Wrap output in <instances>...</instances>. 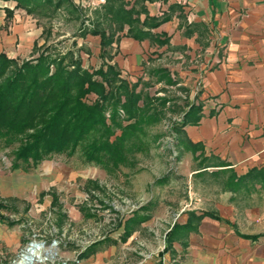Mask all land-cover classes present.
Returning <instances> with one entry per match:
<instances>
[{"label":"crops","instance_id":"obj_1","mask_svg":"<svg viewBox=\"0 0 264 264\" xmlns=\"http://www.w3.org/2000/svg\"><path fill=\"white\" fill-rule=\"evenodd\" d=\"M73 1L86 9H94L105 2ZM124 1L130 5L134 2ZM12 2L0 0V53L16 58V54L10 55L9 52L18 39H23L24 35L23 40L28 38L26 31L31 29V23L17 17L16 9L12 12L16 5ZM144 6L149 17L170 15L169 20L151 29V33L165 35L167 44L159 46L147 39L138 41L124 36L125 26L119 34V41L112 44L115 55L111 64L116 63L124 75H137L135 81L147 77L148 67H165L178 80L176 86L184 88L188 85L192 90L202 84V90L194 98L200 101L193 102L202 103L201 118L197 124L183 128L186 141L196 147L178 145L182 149L185 174L199 179L202 184L212 182L211 178H204V157H214L217 162L228 164L227 168L238 176L252 168L264 170V0H146ZM170 7L175 8L171 10ZM6 10L12 12L10 18H6ZM146 14H140L139 20L143 21ZM87 37L96 44L97 58L100 59L99 37ZM167 59L177 60V64L188 62L190 70L183 72L176 68L170 70L166 64L154 65ZM209 101L213 106H204ZM216 185L220 193L229 195L228 200L214 204L212 209H190L180 220L171 219L163 232L153 224L152 211V217L136 227L124 243L106 246L75 263L106 264L119 245H127L144 236L157 244L174 224H186L187 212H194L197 216L208 212L217 218L202 216L193 221L189 229L175 231L167 252L162 254L159 245H152L155 248L152 253L158 254L151 256L146 263L141 260L137 264H264V224L261 230L253 225V220L261 221L264 214L252 211L253 205L243 207L247 209L244 219L249 225L243 231L235 213L236 202L251 198L253 194L248 198H234ZM4 191L6 194L0 196V201L15 210L14 205L19 202L16 184L11 183L7 189L4 187ZM27 207L28 204L24 210ZM2 212L11 213L0 210L4 217L7 216ZM130 215L119 220L123 223ZM8 220L10 217L0 223L6 222L7 225ZM120 229L117 237L108 235L118 240L123 227Z\"/></svg>","mask_w":264,"mask_h":264},{"label":"trees","instance_id":"obj_2","mask_svg":"<svg viewBox=\"0 0 264 264\" xmlns=\"http://www.w3.org/2000/svg\"><path fill=\"white\" fill-rule=\"evenodd\" d=\"M2 1H13L16 3L14 9L43 19L65 10L70 17L81 21L80 38L99 37L101 60L100 66L90 71L82 67L80 56H75L70 49L63 54L53 53L50 45L45 44L40 47L34 44L33 53L38 52V55L28 60L9 58L0 53V144L12 149L9 170L28 173L44 161L61 155L71 158L79 150L84 164L96 165L108 174L115 173L127 164L131 153L143 149L144 127L160 122L163 112L158 107L163 108L171 100L153 98L145 90L156 83L173 87L179 82L165 67L148 69L147 80L139 77L130 82L121 77L117 64H111L115 55L112 44L119 41V34L126 26L124 36L138 41L147 39L163 46L167 44V37L151 33V29L169 20L170 15L149 17L144 6L146 0H134L132 5L124 0H105L104 4L91 10L92 21L84 22L82 8L73 0ZM174 8L170 7L171 10ZM11 14L6 10V17ZM140 14H146L143 21L139 20ZM50 35V28L44 27L41 37L45 38V43ZM178 90L185 91L182 87ZM90 95L95 99H88ZM175 106L174 103L172 112H176ZM185 109L180 111V124L174 125L173 129L177 145L192 148L196 146L186 141L183 128L197 124L202 103H186ZM228 166L214 157H204V178H211L234 198H248L264 191V170L252 168L238 176ZM210 167L224 168L209 172L206 169ZM53 194L51 189L41 192L39 197L49 195L55 205L57 197ZM7 204L0 201V210L13 211ZM154 206L148 201L132 211L123 223L118 220L114 230L123 227L118 240L106 235L80 251L76 261L88 258L106 246L124 243L136 227L152 217ZM187 214L185 225L174 224L165 235L162 254L169 250L175 231L189 229L191 223L202 216L216 217L208 212L199 216L194 212ZM4 220L7 217L0 214V221ZM7 225L13 227L17 222L8 220Z\"/></svg>","mask_w":264,"mask_h":264},{"label":"rangeland","instance_id":"obj_3","mask_svg":"<svg viewBox=\"0 0 264 264\" xmlns=\"http://www.w3.org/2000/svg\"><path fill=\"white\" fill-rule=\"evenodd\" d=\"M81 8L84 15L82 20L92 21L93 9ZM15 13L21 20L25 18L29 21L31 29L26 31L27 39L23 40L25 35L23 39H18L10 55L16 54L19 60L32 59L38 55V52L33 53V43L37 47L45 44L50 45L53 53L63 54L70 49L75 56H80L84 69L91 71L100 66L96 44L88 41L87 36H78L81 21L70 17L65 10L61 9L47 19L27 15L21 9H16ZM44 27L50 28L51 32L46 43L45 38L41 37ZM176 62L167 59L154 65L166 64L170 70L176 68L183 72L190 70V63ZM125 76L130 82H135L137 75L121 73V77ZM147 79L144 77V80ZM178 88L156 83L145 90L153 98L171 100L163 108L158 107L163 112V119L144 127L141 137L143 149L131 153L127 164L120 166L113 174L106 173L96 165L84 164L79 157V150L71 158L61 155L44 161L29 173L21 170L11 172L12 149L0 144V196L6 194L4 187L7 189L13 183L16 184V196L19 199L14 205L15 210L9 214L2 212L16 221L17 225L8 227L6 222L0 223V264L17 263L33 244L42 247L45 258L43 262L33 264H84L85 261L75 263L80 251L108 234L117 237L121 229H114L119 218H126L148 201L155 204L153 224L158 225L160 232H163L171 219L180 220L190 209H212L214 204L228 200L229 195L220 193L214 180L202 184L199 179L185 174L182 149L178 148L173 126L180 124L176 119L181 120L180 111L186 110V103L200 101L194 98L202 90V84H197L192 90L188 85L184 86L183 89H187L185 92ZM88 99L93 100L95 96L90 95ZM174 103L176 112L171 111ZM205 105L212 107L213 102L209 101ZM172 153L176 154L173 158ZM161 179L165 180L159 183ZM51 189L57 197L55 205H52L51 196L39 197L40 192ZM26 204L28 207L24 210ZM236 204L235 213L240 220L241 230L245 231L249 225L244 219L247 209L243 207L250 204L254 206L252 211L264 214V192L253 194L246 200H238ZM263 224L264 217L261 221L253 220L257 230L263 229ZM159 240L157 244L145 236L137 237L131 243L129 240V244L117 247L106 264H137L141 260L146 263L157 253H152L155 249L152 245L162 247L163 238Z\"/></svg>","mask_w":264,"mask_h":264},{"label":"bare ground","instance_id":"obj_4","mask_svg":"<svg viewBox=\"0 0 264 264\" xmlns=\"http://www.w3.org/2000/svg\"><path fill=\"white\" fill-rule=\"evenodd\" d=\"M42 247L38 244L30 245L21 260L15 264H33L34 262H43L45 260L42 254Z\"/></svg>","mask_w":264,"mask_h":264},{"label":"built area","instance_id":"obj_5","mask_svg":"<svg viewBox=\"0 0 264 264\" xmlns=\"http://www.w3.org/2000/svg\"><path fill=\"white\" fill-rule=\"evenodd\" d=\"M180 121V119H176V121ZM176 156V154L175 153H172V156H171V158H173V157H175ZM164 248H165V242H164V239H163V245H162V247H161V251H163L164 250ZM149 257V256H148ZM172 264H175V263H172Z\"/></svg>","mask_w":264,"mask_h":264}]
</instances>
